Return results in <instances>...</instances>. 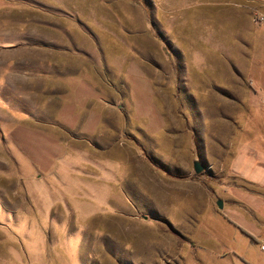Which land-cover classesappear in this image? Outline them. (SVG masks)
Returning <instances> with one entry per match:
<instances>
[{
  "label": "rangeland",
  "instance_id": "374dc122",
  "mask_svg": "<svg viewBox=\"0 0 264 264\" xmlns=\"http://www.w3.org/2000/svg\"><path fill=\"white\" fill-rule=\"evenodd\" d=\"M163 14V0H0V264L162 262L177 229L212 246L216 212L195 227L194 203L227 158L206 145L259 128L185 74Z\"/></svg>",
  "mask_w": 264,
  "mask_h": 264
},
{
  "label": "crops",
  "instance_id": "0c3cea01",
  "mask_svg": "<svg viewBox=\"0 0 264 264\" xmlns=\"http://www.w3.org/2000/svg\"><path fill=\"white\" fill-rule=\"evenodd\" d=\"M163 11L164 36L185 74L211 77L205 86L218 110H247L245 123L259 129L250 127L245 135L219 132L208 140L205 151L212 161L227 158L216 196L194 203L195 227H201L204 205L216 212L212 246L198 231L188 245L187 235L177 229L182 249L172 250L173 235L165 233L168 259L148 264H209L210 259L214 264H264V22L254 20L256 13L264 14V0H163ZM218 116L229 121L231 114Z\"/></svg>",
  "mask_w": 264,
  "mask_h": 264
},
{
  "label": "water",
  "instance_id": "95a60500",
  "mask_svg": "<svg viewBox=\"0 0 264 264\" xmlns=\"http://www.w3.org/2000/svg\"><path fill=\"white\" fill-rule=\"evenodd\" d=\"M193 165L196 173H201L205 170V166L200 160H194ZM217 205L219 208H223V201L219 199Z\"/></svg>",
  "mask_w": 264,
  "mask_h": 264
},
{
  "label": "built area",
  "instance_id": "2783aa9c",
  "mask_svg": "<svg viewBox=\"0 0 264 264\" xmlns=\"http://www.w3.org/2000/svg\"><path fill=\"white\" fill-rule=\"evenodd\" d=\"M254 20H255V22L256 23H258V24H261V23H263L264 22V14H255L254 15ZM261 249L262 250H264V239H262V241H261Z\"/></svg>",
  "mask_w": 264,
  "mask_h": 264
}]
</instances>
